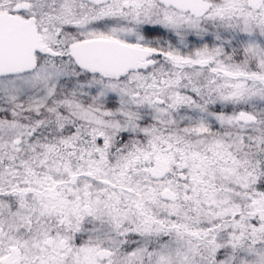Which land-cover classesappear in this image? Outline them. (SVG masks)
<instances>
[{"label": "snow or ice", "instance_id": "1", "mask_svg": "<svg viewBox=\"0 0 264 264\" xmlns=\"http://www.w3.org/2000/svg\"><path fill=\"white\" fill-rule=\"evenodd\" d=\"M0 264H264V0H0Z\"/></svg>", "mask_w": 264, "mask_h": 264}]
</instances>
